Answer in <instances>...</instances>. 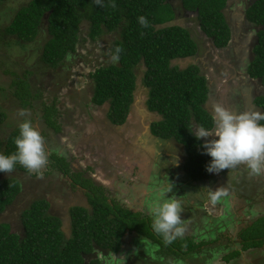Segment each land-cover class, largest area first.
<instances>
[{
  "label": "trees",
  "instance_id": "obj_1",
  "mask_svg": "<svg viewBox=\"0 0 264 264\" xmlns=\"http://www.w3.org/2000/svg\"><path fill=\"white\" fill-rule=\"evenodd\" d=\"M4 2L6 0H0V5ZM181 2L187 10L197 12L199 27L215 47L224 48L229 44L227 0ZM17 8L8 25L0 27L1 43L8 44L12 38L19 43L17 45L28 46L36 41L42 28L47 37L37 52L40 62L51 69L60 66L68 54L76 51L83 21L87 22V37L91 41L115 33V38L109 42L110 54L116 47L122 48L120 60L99 65L90 73L91 102L105 105L107 122L120 127L128 120L140 83L147 91V109L157 116L149 124L150 134L182 147L185 154L182 169L191 182L212 176L206 171L211 158L204 153L205 140L195 136L199 127L209 131L215 127L213 114L206 105L209 85L198 65L177 63L194 56L198 47L185 27L170 24L174 12L167 0H103V6L96 5L94 0H29ZM139 16L147 17V28L138 23ZM245 17L257 27L247 74L259 79L264 86V0H253L246 8ZM139 66H142L141 74L137 71ZM10 74L14 76L9 86L14 102L23 109H32L38 96L32 94L28 79L31 71L25 70L21 76L15 72ZM0 90L5 89L0 87ZM254 103L264 113V95L256 97ZM40 110L39 119L45 126L53 133L59 132L60 111L55 99L48 104L43 102ZM9 116L0 104V128L6 129L15 123L17 118ZM18 131L19 126L14 125L4 139L0 138V153L16 151L14 139ZM48 160L51 170L68 179L71 190L82 191L88 206L71 205L64 223L52 212L49 198L33 200L19 215L22 234L13 232L9 223L0 222V264H101L98 258L90 257L95 246L118 253L123 237L132 232L157 245V254L181 259L214 242L213 239L195 241L193 237L179 236L168 243L154 231L150 217L109 199L105 187L89 177L86 168H77L71 160L55 153L50 154ZM14 171L28 173L20 165ZM7 174L0 173V215L21 191L19 179ZM237 236L240 248L225 255L227 260L238 257L242 251L264 246V215L242 227Z\"/></svg>",
  "mask_w": 264,
  "mask_h": 264
},
{
  "label": "rangeland",
  "instance_id": "obj_2",
  "mask_svg": "<svg viewBox=\"0 0 264 264\" xmlns=\"http://www.w3.org/2000/svg\"><path fill=\"white\" fill-rule=\"evenodd\" d=\"M28 1L6 0L0 5V27L8 25L17 7ZM167 2L175 14L170 24L187 28L197 43L196 54L177 63L200 67L209 85L206 103L209 111L213 114V106L221 105L234 113H262L253 100L264 93V87L256 91V83L244 75L253 57L252 46L256 38L255 26L252 28L243 19L251 0H228L225 13L233 33L228 46L223 49L214 47L212 40L199 29L194 14L184 10L180 0ZM115 36L110 33L91 41L87 37V22L83 21L76 51L68 54L55 69L46 67L39 60L37 51L47 37L42 28L36 41L28 46L17 45L19 43L12 38L8 44L0 41V87L5 89L0 90V104L11 119L17 118L14 124H7L10 127L0 128V138L4 139L21 120H31L45 138L48 156L55 153L71 160L77 168H86L89 177L105 187L109 199L151 219L149 205L156 199L159 188L167 187L169 182L173 185L169 196L178 199L183 209L179 225L181 236L193 237L195 241L214 240L181 259L157 254V245L132 232L123 237L121 253L104 252L95 246L90 257L98 258L101 264H264V246L242 251L230 260L225 258L233 249L240 248L238 231L264 215V167L259 174H251L247 164L241 163L219 174L211 173L208 180L191 182L182 169L185 160L182 147L149 132V124L157 116L147 109L144 86L138 84L128 120L120 127L107 122L105 105L97 106L91 102L93 80L90 73L99 65L113 63L109 42ZM25 70L31 71L28 79L32 94L38 96L32 109L19 107L9 89L14 79L10 72L21 76ZM137 71L141 74L142 66L137 67ZM240 79L244 102H239L235 93L231 95L232 88L227 89L229 92L225 89L234 87L233 82ZM53 99L60 111L58 124L61 127L57 133L39 119L42 103L48 104ZM22 109L28 113L23 118L17 114ZM214 131L215 127L210 132ZM202 139L206 142L214 137ZM7 176L19 179L21 191L0 215V222L9 223L12 231L18 234H22L19 214L33 200L49 198L53 204L52 212L65 220L70 205L88 206L82 191L71 190L68 179L48 166L40 175L13 171Z\"/></svg>",
  "mask_w": 264,
  "mask_h": 264
},
{
  "label": "clouds",
  "instance_id": "obj_3",
  "mask_svg": "<svg viewBox=\"0 0 264 264\" xmlns=\"http://www.w3.org/2000/svg\"><path fill=\"white\" fill-rule=\"evenodd\" d=\"M94 3L103 6V0H94ZM181 5L184 10L194 14L197 21V12L187 10L182 2ZM137 19L142 27L149 26L146 16H139ZM199 29L201 30L200 27ZM122 51L120 47L114 49L110 57L113 63L119 62ZM27 115L26 110L22 109L18 112V116L22 118ZM213 119L215 122L214 132L199 127L195 135L197 139L214 137V139L207 140L202 146L204 153L211 158L206 165V171L219 174L223 170H230L238 164L245 163L251 169V174H259L264 167V124L260 123L264 121V113L259 111L234 113L221 105H215L213 106ZM14 144L16 147L14 153H0V173H12L16 166L20 165L29 174L40 175L41 170L48 166L45 138L33 126L31 120L24 119L19 124ZM172 190L171 183L168 182L167 187L162 185L156 199L149 205L152 227L168 243L182 235L179 225L183 209L178 199L169 196Z\"/></svg>",
  "mask_w": 264,
  "mask_h": 264
},
{
  "label": "flooded vegetation",
  "instance_id": "obj_4",
  "mask_svg": "<svg viewBox=\"0 0 264 264\" xmlns=\"http://www.w3.org/2000/svg\"><path fill=\"white\" fill-rule=\"evenodd\" d=\"M243 19H244L248 24L250 23V22H248V20H247V18H246L245 16L243 17ZM250 25H251V24H250ZM229 26H230V24H229ZM251 26H252V25H251ZM252 28H253V26H252ZM230 29H231V26H230ZM204 34H205V33H204ZM231 38H232V32H231ZM210 39H211V38H210ZM211 40H212V39H211ZM250 40H251V38H250ZM211 42H212V41H211ZM227 46H228V45H227ZM227 46H226V47H227ZM214 47H215V46H214ZM252 47H253V46H252ZM216 48H217V47H216ZM224 48H225V47H224ZM218 49H223V48H218ZM246 57H247V56H246ZM247 65H248V64H247ZM246 67H247V66H246ZM199 68H200V67H199ZM244 75H246L247 78H248L251 82H255V83H256L257 86L254 85V89H255L256 91H257V90L260 91L261 88L263 89L264 86H262V84L260 83V81H259V82L257 81V80H259V79H255V78H251V77H249L248 74H247V70H245ZM241 78H243V77H241ZM237 81H238V82H233V86H234V87H230V86H229V88H225V89L227 90V89H231V88H232L233 90L231 91V95H232L233 93H235V95L240 99L239 102H244V98H245V97L243 98V92L241 91L242 88L240 87V86H242L241 83H240L242 80L240 79V80H237ZM259 86H260L261 88H259ZM227 91L229 92V90H227ZM261 95H264V93H262V94H260V95H256L255 98L258 97V96H261ZM255 98H254V99H255ZM253 101H254V100H253ZM254 106H256V107H260V106H258V105H256V104H254ZM70 206H71V205H70ZM19 215H20V214H19ZM61 218H62V217H61ZM62 221H63L64 223H66L67 220H65V219L62 218ZM10 226H11V225H10ZM22 233H23V229H22ZM100 250L102 251V249H100ZM104 252H106V251H104ZM119 253H121V250H120Z\"/></svg>",
  "mask_w": 264,
  "mask_h": 264
},
{
  "label": "crops",
  "instance_id": "obj_5",
  "mask_svg": "<svg viewBox=\"0 0 264 264\" xmlns=\"http://www.w3.org/2000/svg\"><path fill=\"white\" fill-rule=\"evenodd\" d=\"M253 0H251V2H252ZM251 2H250V4H251ZM225 15H226V13H225ZM245 16V12L243 13V17ZM226 19H227V21H228V18H227V15H226ZM228 24H229V21H228ZM249 24H251L252 26H255L254 24H252V23H249ZM254 28V27H253ZM255 28H256V31H257V27L255 26ZM256 31H255V37H256ZM232 32V31H231ZM233 33V32H232ZM255 40H256V38H255ZM234 179V178H233ZM218 183V181H216V184ZM181 237H186V236H181ZM188 237H190V236H188Z\"/></svg>",
  "mask_w": 264,
  "mask_h": 264
},
{
  "label": "bare ground",
  "instance_id": "obj_6",
  "mask_svg": "<svg viewBox=\"0 0 264 264\" xmlns=\"http://www.w3.org/2000/svg\"><path fill=\"white\" fill-rule=\"evenodd\" d=\"M259 88H261V87L259 86Z\"/></svg>",
  "mask_w": 264,
  "mask_h": 264
}]
</instances>
